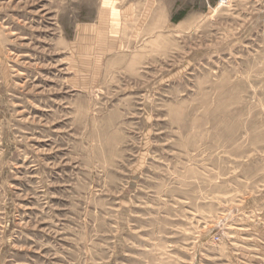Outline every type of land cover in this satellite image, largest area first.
Returning a JSON list of instances; mask_svg holds the SVG:
<instances>
[{
    "label": "rangeland",
    "instance_id": "obj_1",
    "mask_svg": "<svg viewBox=\"0 0 264 264\" xmlns=\"http://www.w3.org/2000/svg\"><path fill=\"white\" fill-rule=\"evenodd\" d=\"M0 264H264V0H0Z\"/></svg>",
    "mask_w": 264,
    "mask_h": 264
}]
</instances>
